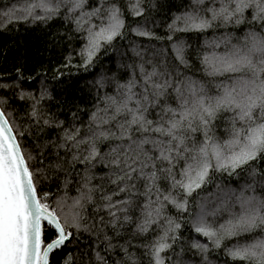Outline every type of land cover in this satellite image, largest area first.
<instances>
[{"label": "snow or ice", "instance_id": "snow-or-ice-1", "mask_svg": "<svg viewBox=\"0 0 264 264\" xmlns=\"http://www.w3.org/2000/svg\"><path fill=\"white\" fill-rule=\"evenodd\" d=\"M156 7L158 0H23L0 13L2 31L61 19L68 41L80 44L51 79L46 71L26 77L25 66L0 83V264H51L57 251L59 264H193L187 252L211 264L208 244L181 241L185 224L216 249L264 229V0H189L164 35L147 27ZM242 25L238 43L226 34L205 40L212 52L196 50L205 75L223 79L206 85L187 73L191 45L177 34ZM128 32L149 43L130 41L114 49V68L103 65L100 54ZM222 44L227 51L217 53ZM97 66L87 82L91 108L59 119L50 102L56 88L71 86L62 78ZM222 114L230 127L221 142L214 127ZM213 172L246 173L239 191L229 190L235 204L225 202L232 218L214 227L201 206L190 224L179 219ZM226 255L264 264V238Z\"/></svg>", "mask_w": 264, "mask_h": 264}, {"label": "trees", "instance_id": "trees-1", "mask_svg": "<svg viewBox=\"0 0 264 264\" xmlns=\"http://www.w3.org/2000/svg\"><path fill=\"white\" fill-rule=\"evenodd\" d=\"M22 2L23 0H0V13L7 11L13 5L19 6V3ZM188 2L189 0H158V7L149 9L147 12V15L154 21V23L150 22L147 27L153 29L157 35H164L173 13L183 11L184 6ZM145 4L147 6V0H145ZM129 23H131V18H129ZM247 30L248 26L242 25L239 28L229 26L227 29H210L206 33L199 35L194 33L177 34L179 38L186 40L191 45L189 52L193 67L188 69L187 73L206 85L219 82L220 79H223L222 77L213 78L205 75L203 66L196 59V50L206 49L208 52H212L213 49L211 46H205V40L211 42L214 38L219 39L226 34L231 36V43L236 44L238 43L236 38L243 37ZM69 32V26L61 19L50 21L47 25L39 23L13 24L7 31L0 30V83H10L11 77L16 74V68L25 66L24 75L26 77L35 75L37 72L44 73L46 71L49 79H51L53 70L64 63V57L73 48L78 49L80 47L78 40L68 41L67 34ZM130 41L144 45L149 43L145 38L136 37L131 32H128L124 39H117L114 42L113 48L108 49L106 53L102 52L100 54V62L105 66L111 65L114 68L117 59V54L114 49L122 51L128 47ZM151 43L156 47H165L164 44L156 41H152ZM215 51L222 54L227 51V48L222 44ZM78 63H80L78 59L73 60V64ZM96 71H99V66L95 69H90L87 73L82 68L79 71L76 68H72V75H65L62 78L65 83L70 82L71 86L63 92L59 88H56L53 93L54 98L50 102L52 112L57 113L59 119L71 120L72 113L76 112L78 108H91L94 100L87 82L92 79ZM26 84H31V81H26ZM213 91H215L214 88ZM16 106L19 109L25 107L19 101L16 102ZM81 115L87 120L86 113H81ZM229 116L230 114H222L214 127V134L221 142L227 139L225 129L230 127L228 123ZM199 138L202 139L203 137L200 136ZM260 167L264 168V163H261ZM240 175L241 178L238 179L237 176H229L226 172H213L209 181L202 186V189L197 190L189 199L186 212L181 213L178 218L190 224L191 218L201 212V206H203V210L207 214V220L210 224L217 228L220 224H224L232 218L230 213L225 210V202L228 201L229 190L236 189L238 192L240 184L244 183L242 178L246 173L241 172ZM233 204H235L234 200L228 201L229 207ZM233 210L238 212L239 205L236 204ZM172 214H176L175 209H172ZM190 236H196L201 243L209 245L208 258L211 264H239V262L232 261L226 255V249L234 245L250 244L255 242L256 239L264 238V229L258 228L252 233H241L237 236L229 237L225 239L222 247L219 249L213 248L207 238L192 233L188 224H185L181 229V241L187 240ZM139 243H141L139 239L133 241V244ZM136 251L140 254L139 250ZM185 255L186 258H190L193 261V264H199L201 260L198 254L193 255L192 252H187ZM62 259V252L57 251L50 254L51 264H59Z\"/></svg>", "mask_w": 264, "mask_h": 264}]
</instances>
